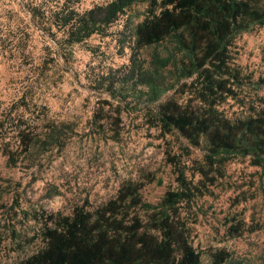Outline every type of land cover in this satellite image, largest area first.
<instances>
[{"label":"trees","instance_id":"16d2710c","mask_svg":"<svg viewBox=\"0 0 264 264\" xmlns=\"http://www.w3.org/2000/svg\"><path fill=\"white\" fill-rule=\"evenodd\" d=\"M27 8L42 31L60 44L62 33L68 47L109 36L124 18L130 62L122 80L109 73L98 83L111 97L143 100L139 111H145L147 127L187 145L166 152L177 186L157 202L144 199V183L129 181L93 210L83 205L68 215L42 214V246L18 264H204L193 242V206L237 160L264 171V97L257 94L246 115L231 117L225 110L229 100L244 106L247 90L264 87V79L245 73L234 54L238 37L264 27V0H111L84 11L69 0H33ZM168 93L173 96L165 100ZM110 106L105 102L91 122L102 138L119 142L125 108L111 116L105 111ZM18 123L12 147L0 119V152L10 167L24 159L35 166V159L63 150L76 135L67 122L48 120L39 128L22 117ZM209 257L211 264H234L224 249Z\"/></svg>","mask_w":264,"mask_h":264},{"label":"rangeland","instance_id":"374dc122","mask_svg":"<svg viewBox=\"0 0 264 264\" xmlns=\"http://www.w3.org/2000/svg\"><path fill=\"white\" fill-rule=\"evenodd\" d=\"M31 1L0 0V119L6 124V139L17 147L22 117L39 128L48 120L67 122L76 135L63 150L35 159V166L24 159L10 167L0 152V204L4 206L0 264H18L38 251L42 214L68 215L83 205L93 210L129 181L144 183V199L157 202L177 186L166 152L171 148L179 152L181 142L187 145L177 137L162 139L147 127L145 111H139L145 107L143 100L125 94L111 97L98 83L109 73L122 80L124 66L130 62L131 30L124 28V18L111 27L109 36H94L68 47L62 33L60 44L32 19L27 8ZM109 1L69 0L80 11ZM234 54L245 73L254 80L264 79V27L238 37ZM257 94L264 97V87L258 92L247 90L244 106L229 100L226 112L231 117L248 114ZM172 96L168 93L164 99ZM105 102L111 104L105 109L111 116L116 107L125 108L119 142L105 140L92 126V118ZM194 152V157H201ZM189 217L195 222L193 242L204 264H211L209 254L221 249L231 253L234 264H264V171L260 168L247 160L231 163L225 177L197 200Z\"/></svg>","mask_w":264,"mask_h":264}]
</instances>
